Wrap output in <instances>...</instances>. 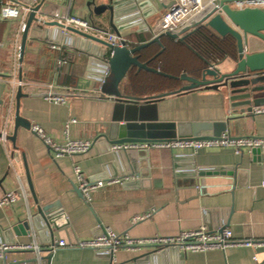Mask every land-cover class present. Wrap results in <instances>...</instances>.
I'll return each instance as SVG.
<instances>
[{
  "label": "crops",
  "instance_id": "1",
  "mask_svg": "<svg viewBox=\"0 0 264 264\" xmlns=\"http://www.w3.org/2000/svg\"><path fill=\"white\" fill-rule=\"evenodd\" d=\"M40 1L30 0L29 5L34 7ZM111 1L46 0L38 17L52 21L75 16L114 32L109 11ZM6 2L18 3L0 0V132L8 124V136L15 133L16 97L21 88L23 94H27L20 100L24 125L41 126L60 144L70 138L92 140L93 146L85 154L56 158L27 127L18 128L15 143L0 138V198L8 192L18 197L15 204L0 208V243L35 240L42 247L40 258L34 252H10L5 259H0V264H47L45 257L50 254L49 264H111L108 256L76 246L78 241L104 229L146 238L174 236L205 225L210 230L228 228L235 240L264 241V150L258 154L248 149L238 154L232 148H206L197 153L180 149L115 153L111 150L114 144L109 140L111 131L117 135L116 122L126 123L128 136L135 138L174 133L214 137L223 129L233 137H263L264 112L256 114L255 108L252 114H234L225 89L181 91L189 83L179 78L183 75L200 77L204 60L179 40L161 39V45L145 49L151 56L162 54L157 70L176 77L180 84L175 88L176 93L140 89L132 94L134 96H128L121 91V97L137 99L141 105L122 104L115 96L109 98L103 91L105 82L87 75L89 54L71 47L53 51L48 40L51 30L41 29L35 22L20 63V29L30 13L18 19L3 20L1 9ZM208 3L209 0H203L206 9ZM157 4V0H125L121 9L125 11L123 16L128 17L127 9L137 6L144 13L146 24L152 25L161 17ZM122 31L131 48L134 47L131 41L139 46L153 39L147 28ZM253 39L249 40L247 52L264 51V42ZM94 47L108 52L103 46L94 44ZM232 67L228 59L220 69L228 72ZM21 73L22 81L28 84L23 87L19 85ZM39 85H53L56 92L67 93L66 103H52L34 93ZM155 98L156 104L142 102ZM72 119H76V123L70 124ZM74 164H78L90 180L105 175L125 183L98 189L87 202L75 191L78 182ZM54 204L66 215L57 224L68 226L54 230V241L64 240L66 246L50 252V233L46 228H37L32 218L39 206ZM146 215L149 216L132 223L136 217ZM26 220L30 221L31 234L14 235L11 228ZM115 259L118 264H259L264 261V246L231 247L225 252L204 253L168 250L150 254L148 250H123Z\"/></svg>",
  "mask_w": 264,
  "mask_h": 264
},
{
  "label": "water",
  "instance_id": "2",
  "mask_svg": "<svg viewBox=\"0 0 264 264\" xmlns=\"http://www.w3.org/2000/svg\"><path fill=\"white\" fill-rule=\"evenodd\" d=\"M25 6H29L30 0H14ZM46 0H41L39 4L32 8L30 12L27 23L25 24V29L22 33L21 45H20V63L23 62L26 43L28 40V34L32 24L35 22L42 28H49L50 36L48 40H54L60 42L62 40L69 41L70 38L75 40V48L83 50L89 54L88 61V77L96 79V81H102V70H107V77L105 79V84L103 85V91L110 98L115 96L116 101L122 104H132L141 105V101L137 99H128L121 97L120 84L125 79L131 68L145 69L150 72L162 74L166 77H172L161 73L160 71L149 68L147 63H143L140 60L141 51L147 49L150 45L157 43L161 45V38L163 36H169L174 40L183 41L185 34H187L192 29L203 25L212 29L216 34L221 37L227 35L232 36L236 40L237 46V57L229 58L233 63L231 71L222 72L220 66L226 60L219 63H210L208 66L201 70L200 77H191L183 75L181 80H185L189 85L183 87L181 91H194L198 89H207L219 91L220 89H225L227 92V100L229 103V108L234 114H252L255 108H260L264 106V51L248 53L247 48L250 44V38L258 39L264 42V10L257 7H245L243 9H236L233 7V3L242 2L244 0H218L216 5L212 9L208 10L206 14L200 20H194L190 25L185 26L176 33H166L162 34L151 41L144 43L136 47H113L107 41L100 39L96 36L84 33L73 27H68L63 25L57 20H47L45 17H38V13L43 8V4ZM125 0L111 1L109 5V11L111 12L112 21L111 27L113 31L118 34L119 31L126 30L133 27L144 28L141 15L138 12V7L133 5L127 10L130 12L128 17L123 16L125 12L122 8ZM179 5V0H166L165 2H158L157 9L161 16H166L170 10L174 11ZM130 19H132L130 21ZM64 30L67 31V35L64 34ZM49 31V30H48ZM97 44L105 47L108 51H111L110 56H107L105 50L100 52L97 48L93 46ZM93 69L100 70L97 76L93 73ZM104 72V71H103ZM20 81H22V73L20 75ZM27 96L23 94L22 89L18 90L16 97V111H15V133L12 136H7V140L15 143L16 132L19 127H27L29 130L31 125H24L23 119L20 116V100L22 97ZM41 96V95H40ZM42 97V96H41ZM1 102V101H0ZM144 105L156 104L157 99H146L142 101ZM118 124L117 135H113L112 131L109 133V140L112 144H127V143H150V142H164L172 141L176 139H194V140H204L211 137H199L194 134L191 136H183L181 133L179 135H160V136H149V138H135L128 136V126L126 123ZM112 128L116 129V126ZM227 129H223L221 133H218L214 137L220 136L222 133L226 132ZM1 136V133H0ZM253 154H258L261 152L260 148H255L252 150ZM118 153V152H115ZM107 178L105 175L96 176L95 179ZM75 191L83 197L81 190L75 187ZM84 198V197H83ZM65 213L62 208L58 205H47L39 206L37 208V214L32 218V223L37 226V228H46L52 237L54 242V230H59L64 225H58L60 219L65 218ZM11 232L16 236L30 235L31 225L30 221L26 220L20 222L19 224L11 228ZM5 242H16L15 240H7ZM151 254V253H150ZM155 254V253H154ZM52 255L45 257V260L49 264Z\"/></svg>",
  "mask_w": 264,
  "mask_h": 264
},
{
  "label": "built area",
  "instance_id": "3",
  "mask_svg": "<svg viewBox=\"0 0 264 264\" xmlns=\"http://www.w3.org/2000/svg\"><path fill=\"white\" fill-rule=\"evenodd\" d=\"M36 1V0H32ZM166 0H157V2H165ZM218 0H209L206 7L203 6V0H179L178 7L171 11L166 16H161L154 24L147 25L144 20V13L138 8V12L141 15L144 28H147L152 38H156L166 33H176L187 25H190L194 20H200L208 10L212 9L216 5ZM32 3V2H31ZM233 7L236 9H243L245 7H257L264 10V0H244L242 2L233 3ZM33 6H25L21 3L6 2L3 3L1 9V18L3 20L18 19L26 13L32 11ZM65 26L73 27L84 33L96 36L110 43L113 47L128 46L129 40L123 31H119L118 34L109 31L105 26L94 25L89 21L75 17L66 16L62 19H56ZM25 29V23L21 24V33ZM64 34L67 35V31L64 30ZM50 48L53 51L60 52L64 47L75 48V40L72 38L69 41L64 40L57 42L49 40ZM94 46V44H93ZM111 52V51H110ZM63 61L60 59L59 63ZM93 73L97 76L100 70L93 69ZM104 71V72H103ZM102 81L104 83L108 75L107 70L101 71ZM96 81V79H94ZM20 87L28 85L23 81H19ZM34 93L41 95L45 100L56 103L65 104L67 93L56 92V88L53 85H39ZM264 112V107L257 108L254 113L260 114ZM71 123H76V119H72ZM8 124H5L1 130V140L8 141ZM30 131L39 137L46 146L54 153L56 158L63 156H74L78 154L87 153L93 146L92 140H73L67 138L65 143H57L50 137L45 130L39 125H31ZM66 135L69 133V123L66 125ZM206 148H232L238 154L244 149L253 150L260 148L264 150V136H243L233 137L224 132L218 137H211L204 140L194 139H176L172 141L164 142H150V143H127L116 144L111 146L113 152L123 151H140L151 149H169V150H190L194 153ZM74 173L78 182V188L81 190L84 199L87 202L91 201L92 193L103 187L123 184L125 181H121L118 178H104V179H88L81 167L78 164H74ZM264 186V181L262 183ZM18 200L17 194L14 192H8L0 198V208L15 204ZM136 217L132 223H137L148 217ZM36 236V233H34ZM66 246L64 240L54 241L48 244V251L54 252L58 247ZM80 249H91L95 252L102 253L111 259V264H118L116 262V255L120 251H141L148 250L149 253H160L168 250L183 251L185 253H204L208 251H222L225 252L231 247H262L264 241H249V240H235L232 232L228 228H220L217 230H210L207 226L203 225L194 230L181 231L174 236H154L146 238H134L128 233H116L111 229H104L97 235L80 240L76 245ZM29 251L34 252L40 258L42 253V247L33 240L28 243L20 242H3L0 243V259H5L6 255L10 252ZM254 261L257 259L254 257ZM259 264H264L260 262Z\"/></svg>",
  "mask_w": 264,
  "mask_h": 264
},
{
  "label": "trees",
  "instance_id": "4",
  "mask_svg": "<svg viewBox=\"0 0 264 264\" xmlns=\"http://www.w3.org/2000/svg\"><path fill=\"white\" fill-rule=\"evenodd\" d=\"M161 39L171 42L175 41L166 35ZM182 42L190 46L204 60L203 69L210 63H219L226 59L237 57L235 38L230 35L221 37L212 29L203 25H200L185 34ZM136 44L137 43L131 41V46L134 45L135 47ZM155 44L157 43L150 45L147 49H151ZM110 54L111 52L108 51L107 56H110ZM138 55H140V60L143 63H147L149 68L157 70L162 54L159 55L157 53L156 55L151 56L143 50L138 53ZM124 80H126V83H123ZM124 80L120 84V91L123 90L124 94L128 96L134 94L135 91L138 92L140 89H143L144 91L147 89L146 91L148 92H160L162 94L176 93L175 88L180 84L179 79L161 76L154 72L138 68H131Z\"/></svg>",
  "mask_w": 264,
  "mask_h": 264
},
{
  "label": "rangeland",
  "instance_id": "5",
  "mask_svg": "<svg viewBox=\"0 0 264 264\" xmlns=\"http://www.w3.org/2000/svg\"><path fill=\"white\" fill-rule=\"evenodd\" d=\"M254 41H257L256 39H253Z\"/></svg>",
  "mask_w": 264,
  "mask_h": 264
}]
</instances>
